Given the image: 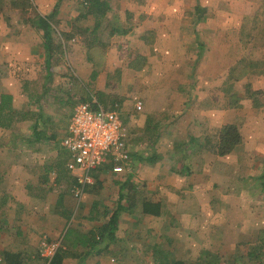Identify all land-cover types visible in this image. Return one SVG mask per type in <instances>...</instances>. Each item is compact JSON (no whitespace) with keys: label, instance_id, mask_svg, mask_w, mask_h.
I'll return each mask as SVG.
<instances>
[{"label":"crops","instance_id":"0c3cea01","mask_svg":"<svg viewBox=\"0 0 264 264\" xmlns=\"http://www.w3.org/2000/svg\"><path fill=\"white\" fill-rule=\"evenodd\" d=\"M62 1L37 0L35 6L45 16L57 3L60 10ZM244 1L249 10L243 11L251 17L258 4ZM238 3L111 0L108 15L124 11L122 22L116 24L119 32L113 36H123L132 44L137 40L138 57L152 70L153 89L163 97L149 103L156 117L152 127L157 130L150 139L158 159L137 163L135 168L128 163L125 175L114 173L111 164L94 170L95 182L80 202L72 192L76 178L68 169L69 154L62 139L75 105L87 92L99 102L95 90L101 91L99 95L108 88L101 83L103 65L81 59L70 71L64 66L65 72H57L47 64L41 31L23 19L20 22L27 26L23 29L0 30V70L4 69L0 91L13 97L12 105L20 112L9 127L0 125V264H7L6 252H20L44 264L38 254L46 236L62 238L63 264H157L163 254L165 260L191 264L207 250L199 238L206 237L204 233L212 242L223 236L231 247L239 243L228 241L231 228L239 229L233 225V215L238 214L239 221L255 217L261 220L258 230L264 227V51L262 58L255 59L260 63L235 74L239 62L245 61L239 38L243 21L239 29L235 15ZM85 19L82 14L72 15L64 32ZM254 37L264 44V37L251 34V40ZM17 60L29 72L24 84L13 75ZM42 61L46 66L40 69L41 78L30 77ZM143 65L133 69L141 72ZM25 87L28 96L23 95ZM52 87L58 91L53 100L47 96ZM19 123L25 130L14 129ZM230 123L239 125L242 142L231 153L219 155L220 131ZM131 175L128 186L133 187L124 190L118 229L108 239L102 235L103 227L118 208L119 191ZM133 196L136 201L131 205ZM146 200L160 202L161 214L144 213ZM77 212L87 215L86 220L77 222ZM69 219L74 226L66 235ZM180 234L182 238L177 237ZM99 235L106 238L93 245L101 240ZM170 243H178L182 254L175 256ZM191 252H198L193 261L187 259Z\"/></svg>","mask_w":264,"mask_h":264},{"label":"rangeland","instance_id":"374dc122","mask_svg":"<svg viewBox=\"0 0 264 264\" xmlns=\"http://www.w3.org/2000/svg\"><path fill=\"white\" fill-rule=\"evenodd\" d=\"M5 1H6L5 8L3 11L0 12V30L2 28H6V29L11 28V30L14 29L18 30V29H23V27L24 28L27 27L24 26L20 22V20L22 19L25 20L24 18L32 15L33 11L31 10V11H26V13L25 12L23 13L20 10L13 8L11 6V0H5ZM117 1L121 2L123 0H114L115 3H117ZM126 1L134 3V2H138L139 0H126ZM238 1H239L238 3L239 6L237 7L238 10L237 13H235V15L238 16L239 29L243 21L242 27L240 29L241 32L239 34V38L241 37V40L244 44L242 46V50L244 51L242 53L243 54L242 57L243 60L245 59V61L241 60L239 62V66L235 70V74H241L244 68H248L249 64H253L255 63V61H259L255 59L260 57L262 58L263 54L261 53V51H264L263 42L258 40V38L256 37H254L255 38L254 40H251V34L254 33L252 32L250 27L252 26V23L254 21V16L257 12V9L255 10V13L250 17V14H246L243 11V9L244 10L246 9V11L249 10L248 5L246 6L247 1L242 0L241 2L240 0H237V2ZM36 2L37 0H33L32 3L34 6ZM36 10L38 11L37 8ZM82 10L83 9L81 5V0H63L60 5L59 14L57 15L58 19L60 18V23L57 22V16H56V24H54L56 30L58 32H64V30L68 29L69 28L68 22L70 21L69 18L72 15L73 16L80 15L81 12H83ZM123 13L124 11L122 10V14ZM117 14L115 11L114 13L108 15V18L113 23L120 24V22H122L123 15L122 14L120 15L119 13ZM81 21L82 22L78 21V23L74 25L86 27L89 24L92 25L94 22L92 17ZM105 24L106 21H104V26L102 28L105 32L104 33L102 32L103 34L101 35L100 42H96V44H94L92 49L90 46H88L85 43V40L82 36L76 35L74 38H72L70 41L67 42L65 41L64 38H62L61 39V43L63 44L62 51L57 52L55 56L51 59L50 61L51 66L53 68L56 67L57 72L59 71L65 72L64 71L65 69L63 68L64 66H66L70 71L71 70L70 66L72 65L75 66V64H77L81 59H85V60L89 58L92 59V57L93 60L97 62L96 64L99 67L103 65L104 69H102V71H104V73L101 76L102 77L101 83L102 84L107 83L108 88L103 89L102 90L103 92L99 95L98 92L101 91L95 90L97 93L94 92V94L98 96V98L104 105L109 106L111 104L112 105L111 108H115L116 104L118 105L117 107L119 108V112L124 123L123 131L125 135L124 139L126 142L127 150H129V152H142L144 154H151L154 148L151 144L153 138L151 140L150 137L155 136L157 130H155V128L152 127L154 125V122L156 121V117H154L151 114L152 112H150V108H153V106H151L149 103L151 101L156 102L157 100L163 99V97L160 98L161 95L155 93V89H153L155 82L152 79V77L154 78L153 72H151L152 70H147V68H145V64L143 65V61H145V59L142 61L143 58L138 57L136 51L137 46L134 45L137 43V40L133 41L132 44L123 36L117 37L116 35V37H114L113 35H110L109 31L105 29ZM36 32L39 31L37 30ZM255 36L264 37L258 34ZM131 61L133 62L131 63ZM17 62H19L17 65H13L15 66L14 68L16 72V73L14 72L13 75H18L20 83L24 84L25 80H27V76L29 75L28 74L29 72L26 73L24 71L27 66L21 69L22 62L19 60H17ZM139 63L143 65L142 66L143 71L136 72L133 68L135 65H138ZM256 63H260V61ZM45 66L46 64L42 61L40 65H37L35 68H32L34 70L32 71L30 77L34 76V78L37 77L41 78L40 69H44ZM3 70L4 69L0 70V78L3 75ZM23 72H25V74H23ZM36 75L37 77H35ZM168 79L171 80V77H169ZM35 81L36 84L40 82V80L38 81V79H35ZM27 89H28L27 87L23 89L24 96H28L26 93ZM71 91L74 92L75 90H71ZM56 93H58V91L56 90V88L52 87L47 93V96L53 100ZM100 101L99 104L104 106ZM139 104L142 105V109H139L137 107ZM239 117L240 115L238 116V118ZM16 118L17 117H15V119ZM147 118L148 119L151 118V121L150 122L146 121L145 124L144 121ZM24 128H25L24 125H22L21 123H19V125H16L14 127V129L22 130V131L25 130ZM127 172L125 173L114 172V173L125 175ZM243 204L246 207L247 205L246 199L244 200ZM250 207L252 206L250 205ZM240 209H242V207H240ZM77 213L78 214L75 217L77 222L78 221L81 222L80 220H86L85 218H87V215H85L84 213L83 214L79 212ZM237 218H239V215L235 214L231 219L232 222L234 223L233 225H239L238 226L239 229L236 226L232 227L231 230L229 231L230 239L228 240V241H236L237 239L239 241V243H235L236 245L234 247H231L230 244L227 243L226 241H222L223 236H220V238H216L214 242L208 240L207 239V237H209L208 233H204L206 237H199L201 238L200 241H202L201 242L202 245L204 244L206 246L205 248L207 250L221 254L224 258L223 264H242L243 262L244 264H258V260H250L248 258L247 252L249 250V245L247 244L249 243L251 244V246L253 244H256L257 235L260 230V229L258 230V224L259 222H261V220L259 221L255 220L256 219L255 217H249V218L243 217L242 220L239 221L237 220ZM253 218L255 222L253 221ZM73 226L74 223L70 222L69 219L68 225L65 228L66 235H68L72 231ZM83 226L87 227L86 225H84V223ZM224 228H222V230H226ZM217 235L219 234H216L215 236ZM177 237L182 238L183 235L180 234L177 235ZM45 238L47 241H55L58 240L60 237L55 239L54 238L50 239L49 236H46L42 238L41 241H43ZM137 240L140 241L141 238L137 237ZM133 241L135 240L133 239ZM132 243L133 242L131 241V244ZM170 244H172V247L174 248L175 256H177L176 253L178 255L182 254L183 251L177 247L178 243L177 244L170 243ZM39 248L41 249V247ZM197 254L198 252L196 253L191 252L190 257H187V259L193 261L196 259L195 256H197ZM43 260L45 259L43 258ZM35 262L37 264H42V261H39V263L38 261ZM113 264H115V261L113 262ZM141 264H145V263H141Z\"/></svg>","mask_w":264,"mask_h":264},{"label":"trees","instance_id":"16d2710c","mask_svg":"<svg viewBox=\"0 0 264 264\" xmlns=\"http://www.w3.org/2000/svg\"><path fill=\"white\" fill-rule=\"evenodd\" d=\"M61 0H58L60 3ZM258 4L257 12L254 16V21L252 26L250 27L252 32L255 35L264 36V0H251ZM33 0H11V6L20 10L21 12L26 11H33V14L24 18V22L30 24L38 31L43 33L44 38V46L47 56V64L51 66V59L55 56L57 52L62 51V43L61 39L64 38L65 41H70L76 35L82 36L85 40V43L93 48L96 42H100L101 35L105 32L102 28L104 26V21H106L105 29L109 31L110 35H114L115 33L119 32V27L113 23L109 18L108 14L112 10L111 0H81L82 5V17L87 18L89 16H93V24L90 26L82 27V26H73L72 30L69 32H58L54 26L56 24V16L59 13V3H57L56 7L53 9L51 13L48 15H41L37 10L36 7L33 5ZM5 0H0V12L5 8ZM103 32V33H102ZM90 59V58H89ZM91 61L93 60L90 59ZM86 92V90H85ZM88 95L82 98V102H86L91 100L90 92H87ZM12 96L7 93H2L0 91V125L4 127H9L11 121L15 120L17 114L20 112L16 111L12 105ZM242 142V136L240 132L239 125L236 123L226 124L222 127L219 135V141L217 144V154L219 155H226L231 153L234 148ZM158 159V154L153 151L151 154L145 155L142 152H133L130 155L129 163H131V167L135 168L137 163H141L147 161L149 163H153ZM112 165V164H111ZM103 167V166H102ZM101 168V167H100ZM99 168V169H100ZM130 179H132V175L129 176V180L125 184L121 186L119 191V205L116 208L106 225H104L102 230V235L106 236L108 239H113L116 230L119 226V218L120 213L124 210V206L122 205L123 199H125V192L124 190L128 187L130 183ZM131 189V188H130ZM128 191V190H127ZM128 196V194H127ZM134 196L131 198V205L135 203ZM142 209L144 213H150L159 215L161 214V203L160 202H152L146 200L142 204ZM102 235H99L101 240L93 242L98 245L103 242L106 238ZM248 243V242H247ZM249 245V250L247 252V256L250 260H258V264H264V228L260 229L257 235L256 244H247ZM163 252L162 250H160ZM65 250L59 248L54 256L45 261L44 264H63V260L65 258ZM38 256L40 257L41 254L39 253ZM5 262L7 264H37L36 262H32L30 258L28 259L27 256L20 252H6L4 256ZM37 261V260H36ZM224 258L221 254L210 251L204 250L200 257L191 264H223ZM157 264H188L184 260H165V255L159 256L157 260ZM244 264V262L242 263Z\"/></svg>","mask_w":264,"mask_h":264},{"label":"built area","instance_id":"2783aa9c","mask_svg":"<svg viewBox=\"0 0 264 264\" xmlns=\"http://www.w3.org/2000/svg\"><path fill=\"white\" fill-rule=\"evenodd\" d=\"M115 106L105 108L92 96V102L81 101L75 105L68 122L62 145L69 154L68 169L75 174L76 185L72 192L78 202L83 199L86 188L94 184V170L112 164L114 172L128 171L130 152L124 139L123 119L118 105ZM137 107L142 109L140 104ZM61 245L62 238L55 241L45 238L40 254L48 260Z\"/></svg>","mask_w":264,"mask_h":264}]
</instances>
